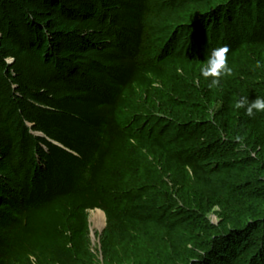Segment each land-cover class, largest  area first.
I'll return each instance as SVG.
<instances>
[{
    "label": "trees",
    "instance_id": "1",
    "mask_svg": "<svg viewBox=\"0 0 264 264\" xmlns=\"http://www.w3.org/2000/svg\"><path fill=\"white\" fill-rule=\"evenodd\" d=\"M2 1L15 66L1 53L0 264H94L93 210L112 231L107 264H123L117 235L131 264H153L154 229H188L184 215L221 205L189 175L211 178L244 144L264 157V112L235 107L239 96L264 97V0H212L165 40L147 21L150 0ZM174 4H159L160 28L169 9L184 10ZM225 45L233 71L210 87L201 68ZM238 164L264 187L259 158ZM226 226L204 231L213 240L183 264H264V210Z\"/></svg>",
    "mask_w": 264,
    "mask_h": 264
},
{
    "label": "rangeland",
    "instance_id": "2",
    "mask_svg": "<svg viewBox=\"0 0 264 264\" xmlns=\"http://www.w3.org/2000/svg\"><path fill=\"white\" fill-rule=\"evenodd\" d=\"M0 2L3 1L0 0ZM172 2L175 3V6H179V8H183L184 10L174 13L172 9H169L168 14H170L171 19L167 25L168 27L160 28L163 16L160 13L162 8H158L161 7L159 4H171ZM8 5L0 4V55L1 53L8 54L5 62L13 68L15 66V59L11 55V52L8 51V47L5 44L8 37L4 30H2L3 24L7 21L6 17L8 13H12V8ZM150 7L152 14L147 21H149L152 27L157 28L156 34H162L161 37L165 40L173 32L175 21L179 24L180 19L185 17L186 14L190 15L189 22L194 16L212 7V0H150ZM259 19L261 18L259 17ZM239 25L245 28V22L240 21ZM168 28L170 31H167ZM246 32L249 34L250 30L246 28ZM8 58L13 59L11 62H8ZM235 153L237 161H229L218 174H214L211 178L196 179L192 175H189L188 183L191 187L204 192L208 196L215 197L220 200L221 205L207 208L205 212H198L193 217L184 215L182 217L183 222L190 225L189 227H192V229L189 227L185 229V226L184 229L179 227L173 234L162 233L154 229L152 233L155 241L151 242L144 238L145 241L147 240L146 242L149 244L151 250H157L154 251L156 255L153 258V264H167L163 263L164 259L169 260L170 264H183L190 257V254H201L200 249L202 244L213 240V237L204 234V231L222 228L221 224L224 222L230 230L235 228L241 229L247 227L249 222L255 221L256 217L262 213L264 204L261 202L264 200V187L258 184L257 175L254 170L238 163L250 157L259 158V161L264 164V157H258L257 153L248 150L245 144L243 146L240 145ZM177 205L179 208H182L183 203L179 200ZM97 212L103 214L101 211L96 210L86 213L89 232L88 245L90 253L94 258V264H107L102 253V246L112 231L105 216L103 225L98 226L99 217L97 216ZM183 212L185 213V211ZM92 214L95 221H97L95 224L90 221L91 216L93 217ZM253 237L254 235L252 234L251 238ZM263 242L264 240L260 241V244ZM113 244L118 252L117 261L123 264H131L133 261H128L129 257L124 254L125 245L122 244L119 235L115 237ZM223 264L233 263L227 259V263Z\"/></svg>",
    "mask_w": 264,
    "mask_h": 264
},
{
    "label": "clouds",
    "instance_id": "3",
    "mask_svg": "<svg viewBox=\"0 0 264 264\" xmlns=\"http://www.w3.org/2000/svg\"><path fill=\"white\" fill-rule=\"evenodd\" d=\"M229 47L227 45L213 48L207 56L206 63L201 68V74L205 78L211 77L210 87L219 86L222 77L231 75L233 69L229 64L228 59ZM13 58H8L11 62ZM257 68L264 67L260 62L256 64ZM235 107L244 109L248 117H254L257 113L264 112V97H256L254 100H249L248 96H239ZM30 259H32L30 257Z\"/></svg>",
    "mask_w": 264,
    "mask_h": 264
},
{
    "label": "bare ground",
    "instance_id": "4",
    "mask_svg": "<svg viewBox=\"0 0 264 264\" xmlns=\"http://www.w3.org/2000/svg\"><path fill=\"white\" fill-rule=\"evenodd\" d=\"M93 215V214H92ZM97 216L99 217V223H98V226H102L103 225V222H104V214H101V213H99V212H97ZM90 221H91V223H94L95 224V222H97V221H95V219H94V215H93V217L91 216V218H90Z\"/></svg>",
    "mask_w": 264,
    "mask_h": 264
},
{
    "label": "water",
    "instance_id": "5",
    "mask_svg": "<svg viewBox=\"0 0 264 264\" xmlns=\"http://www.w3.org/2000/svg\"><path fill=\"white\" fill-rule=\"evenodd\" d=\"M37 135V134H36ZM96 211H99V210H96ZM103 213V212H102ZM104 214V213H103Z\"/></svg>",
    "mask_w": 264,
    "mask_h": 264
}]
</instances>
